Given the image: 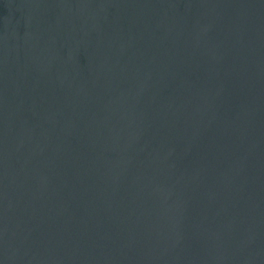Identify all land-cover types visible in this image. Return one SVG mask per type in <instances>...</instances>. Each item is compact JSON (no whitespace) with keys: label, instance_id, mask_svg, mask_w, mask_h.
<instances>
[{"label":"water","instance_id":"water-1","mask_svg":"<svg viewBox=\"0 0 264 264\" xmlns=\"http://www.w3.org/2000/svg\"><path fill=\"white\" fill-rule=\"evenodd\" d=\"M0 264H264V0H0Z\"/></svg>","mask_w":264,"mask_h":264}]
</instances>
